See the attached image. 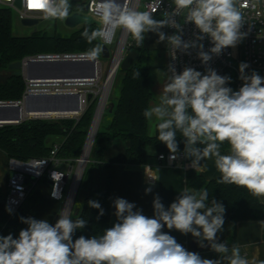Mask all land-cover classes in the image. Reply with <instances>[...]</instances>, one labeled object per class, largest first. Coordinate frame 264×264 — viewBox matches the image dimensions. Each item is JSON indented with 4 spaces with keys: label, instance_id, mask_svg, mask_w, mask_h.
I'll list each match as a JSON object with an SVG mask.
<instances>
[{
    "label": "clouds",
    "instance_id": "1",
    "mask_svg": "<svg viewBox=\"0 0 264 264\" xmlns=\"http://www.w3.org/2000/svg\"><path fill=\"white\" fill-rule=\"evenodd\" d=\"M34 10L43 13L44 19L63 20L69 15V0H25ZM30 7V6H29ZM241 0H172L171 11L157 20L149 11L130 6L129 0H101L96 14L100 27L85 28L81 37L88 43L109 37L116 29L130 34L137 47H143L145 34H157L158 43L167 41L171 59H177V50L187 53L198 48V58L207 65L213 55L225 48L235 47L246 38L241 28L246 22ZM255 7V4H252ZM175 17L192 23L198 29L197 40L210 39L212 47L203 50V44L182 39V26ZM176 29L167 35L161 29ZM102 51L100 43L81 54L82 59L96 60ZM239 79L243 82L238 90L228 85L230 76H222L211 67L205 72L185 67L177 72L173 63L167 66V82L159 102L146 108V120L156 121V139L164 143L176 159L181 153L177 133L183 138L182 155L190 160L189 166L202 172L201 161L214 160L220 173L217 183L245 188L255 197H264V77L255 71L246 72L249 64H239ZM134 72V78L139 77ZM229 146L222 154L224 144ZM202 145L203 147H200ZM157 181L154 176L147 175ZM151 187L145 190L146 194ZM55 198L56 192L52 193ZM210 201V202H209ZM88 206L104 209L96 200ZM153 216L143 214L133 202L115 198V222L102 234L73 239L77 230L86 227L83 218L72 219L66 212L59 214L55 225L47 219L20 217L27 225L16 238L12 234L0 235V264H264L249 261L241 255L240 246L217 241L223 231L225 206L216 199H209L205 188L198 191L185 189L168 207L157 194L153 198ZM98 216V218H99ZM175 230L182 235L191 234L201 248L209 247L220 254L218 259L203 258L198 252L189 251L176 238L165 232ZM207 242V245L206 243Z\"/></svg>",
    "mask_w": 264,
    "mask_h": 264
},
{
    "label": "trees",
    "instance_id": "2",
    "mask_svg": "<svg viewBox=\"0 0 264 264\" xmlns=\"http://www.w3.org/2000/svg\"><path fill=\"white\" fill-rule=\"evenodd\" d=\"M15 17L13 11L0 8V75L9 73L10 65L23 62L27 58L40 55L82 54L95 44L100 43L98 39L90 45L81 37V32L85 28L90 31L99 28L96 24H83L69 36H63L56 30L50 33L47 29H42L27 37H17L13 32ZM134 48L141 47L131 49ZM148 53L143 51L136 63L126 69L118 70V74L122 75L120 96L116 103L111 102L105 112L110 115V121L104 130H98L91 151V162L86 167L80 184V192L85 190L88 194L81 208L77 209L73 216L74 219H86L88 223L84 229L75 232L73 239L81 235L90 238L102 234L110 226L112 191L110 187L106 192L95 188L94 171L96 168L99 170L111 169V165L103 162V155L109 149L113 139L129 141L130 145L124 160L127 165H146L150 150H155L158 153L169 152L166 145L156 139V130L154 135L149 134V121L143 116L144 110L149 108L153 101L151 89L153 80ZM135 71H139V77L134 78ZM226 76L231 77L228 86L232 88V76L229 73ZM26 85L24 77L12 75L7 81L0 84V102L21 101ZM94 103V100L88 103L86 111L78 121L72 119H27L17 125L0 127V151L7 160L16 159L28 162L48 157L52 148L59 145L58 157L73 164L82 155L93 120ZM177 140L182 151L184 143L179 132ZM221 150H229V146L225 143ZM43 179L47 183L49 182L47 175L41 178V180ZM218 179L207 180L200 173L190 169L186 175V185L189 191L207 189L209 199L214 198L225 206V223L223 231L217 234V241L226 243L231 249L232 245L236 244L235 226L241 222L263 220L264 205L258 197L251 195L245 188L220 184L217 183ZM110 181L109 179V183ZM89 200H96L101 204L104 209L103 216H99L98 209L88 206ZM23 207L24 205L11 216L5 204V194L3 195L0 190V235L12 234L16 238L19 231L27 227L20 222V217L31 216L24 211ZM32 217L37 219L36 215ZM189 241H196L191 234H189ZM205 243L207 245V242ZM199 254L201 256L208 254L213 258L216 253L206 246Z\"/></svg>",
    "mask_w": 264,
    "mask_h": 264
},
{
    "label": "built area",
    "instance_id": "3",
    "mask_svg": "<svg viewBox=\"0 0 264 264\" xmlns=\"http://www.w3.org/2000/svg\"><path fill=\"white\" fill-rule=\"evenodd\" d=\"M70 10L69 15L64 18L65 21L68 17L75 13H81L86 17H90L95 22L99 23V16L96 14L97 7L101 0H69ZM123 3V0H119ZM130 6L137 8L140 11H149L153 14L154 18L159 20L164 16L165 11H171L170 4L172 0H129ZM255 7H252V4ZM241 4H248V7L242 8L245 13L246 22L241 28L242 32H246L247 36L242 40L241 53L236 55L231 47L225 48L221 54L213 55L212 59L207 65L202 64L198 58V48H190L187 53L177 50V59L173 61L171 59V52L169 51V45L167 43L165 52L167 56V66L169 63H173L176 67L177 72L182 71L185 67H192L197 71L205 72L207 67H211L216 70L219 75L226 76L229 73L232 76L233 90H238L242 86V81L239 79V64L246 62L249 64V68L246 69L247 73L255 71L260 76L264 77V0H241ZM0 8L9 9L18 15L20 20H37L39 23L52 20L44 19L43 13L34 10L25 2V0H0ZM178 23L181 24L182 30L181 35L184 41H194L197 44H203V50L208 51L212 44L210 39L205 37L202 41L197 40L198 29L192 23H185L182 17H175ZM121 31L119 37V44L122 40H125V47L128 49L137 47L135 41L131 38L130 34L123 29H116L109 37V42L104 43L100 40L103 46H106L109 51L110 47L115 44L116 35L118 31ZM167 35H172L176 32V29L166 27ZM118 44V47H119ZM124 47V49H125ZM39 57H53V58H81V54H66V55H40L37 57L27 58L23 61L26 65L27 61L32 58ZM97 67L100 65V61L97 58ZM168 71V70H167ZM96 78L94 81H82L76 80L73 82L67 81L68 79L58 80H40L30 81L26 80V90L24 97L28 93L34 92H79L81 94L82 106L79 112L71 115L61 116H36L32 119H52L54 117L59 119L73 118L79 120L80 116L86 111L87 108V96L90 91L85 90L82 87L94 85L97 82ZM3 103V102H0ZM89 103V102H88ZM23 122V121H22ZM0 127H2L0 125ZM60 150L59 145H55L50 155L43 159H33L28 162H21L16 159L8 160V169L10 171V177L7 182V189L5 193V204L11 216H13L27 201L28 197L32 193L33 189L38 185V182L44 175H47L48 180L51 184L50 198L51 200L62 203L64 202L62 211H67L68 199L70 191L67 192V186L70 176L73 174V166H69L67 170H64L61 166L66 162L58 157ZM172 154L158 153L156 158L159 162L165 163L169 166H182L187 169H192L189 164L190 160L185 159L181 153L177 154L176 159L171 158ZM67 164V163H66ZM71 190V189H70ZM56 192L57 197H53L52 193ZM70 210V207L68 208ZM74 209V207H73ZM68 210V214L72 216V212ZM59 219V216L57 217Z\"/></svg>",
    "mask_w": 264,
    "mask_h": 264
},
{
    "label": "crops",
    "instance_id": "4",
    "mask_svg": "<svg viewBox=\"0 0 264 264\" xmlns=\"http://www.w3.org/2000/svg\"><path fill=\"white\" fill-rule=\"evenodd\" d=\"M165 33L167 30L165 28ZM151 39L147 44V49L158 48L159 43ZM167 41H164L163 48L165 50ZM128 68V67H127ZM129 141L123 139H113L109 149L103 155V162L111 165V169L94 171V186L103 192H106L109 187L112 191V201L115 198H124L129 202H133L138 209H141L143 214L153 216V198L159 195L165 207H168L174 202L179 193L187 189L186 175L190 169L182 166H169L157 160L158 152L155 150L149 151L147 164L144 166L127 165L124 163ZM229 150H221L222 154H227ZM3 162L6 161V156L0 151ZM204 170L198 172L207 180L220 178V173L215 168L214 160L206 159L201 161ZM194 170V169H193ZM7 169L0 166V190L5 194L7 189L8 178L10 173ZM147 175L154 176L157 181L150 180ZM109 179L111 180L109 183ZM49 185V193L51 184ZM151 187L152 191L146 194L145 190ZM82 204L88 192L82 191ZM264 205V197H258ZM52 202H55L49 199ZM57 203V202H55ZM115 208L112 205L110 226L115 222ZM49 220H53L54 213L48 214ZM58 217V216H57ZM54 218L55 219L57 218ZM53 221V222H54ZM165 232L169 230L165 227ZM174 236L178 243L182 244L190 251L189 234L182 235L180 232L171 230L169 232ZM236 244L240 246L241 255L249 261L264 262V219L261 221L241 222L235 226ZM203 250V248H202ZM200 253V252H199Z\"/></svg>",
    "mask_w": 264,
    "mask_h": 264
},
{
    "label": "water",
    "instance_id": "5",
    "mask_svg": "<svg viewBox=\"0 0 264 264\" xmlns=\"http://www.w3.org/2000/svg\"><path fill=\"white\" fill-rule=\"evenodd\" d=\"M22 24L25 26H35L38 25L39 22L37 20H22ZM83 24H96L93 19L90 17H86L81 13H75L68 17L65 21V26L70 29H76L77 27ZM110 51L106 46L102 47V57L109 58ZM97 59L94 61H89L82 58H53V57H39V58H32L29 59L24 65L23 62H17L9 67V73L0 75V84L2 82L7 81L12 75L24 77L30 81H44V80H58V79H72V80H82V81H94L96 77V71L98 70L97 67ZM120 66V65H119ZM119 66L113 73L112 78V85L114 83L117 71ZM95 73V74H94ZM100 89L97 92H90L87 96V102L93 101L96 96L99 94ZM82 106V99L81 94L79 92H34L28 93L22 102H3L0 103V125H17L20 124L22 121L27 119H32L36 116H42V114L46 113H66L72 112L76 113L81 110ZM99 107V106H98ZM105 109L99 118V123L96 127L95 134L93 136L91 146L89 149V153L87 155V159L84 160V166L81 169V178L79 180V184L77 186L76 194L71 202L70 210L71 211L74 207L76 196L80 187V182L82 180L85 168L87 164L90 162V155L91 151L95 142V138L97 136L101 120L105 113ZM98 108L93 119L90 131L88 132V136L84 145V149L80 159L78 160V170L79 171L83 158L84 153L88 144V140L90 138L91 132L93 130L95 121L97 119ZM61 116V115H58ZM44 117V116H43ZM48 117V116H46ZM75 182V180H74ZM74 185V184H73ZM73 188V186H72ZM72 190V189H71ZM70 190V192H71ZM56 218L53 222L55 225ZM190 251L194 252H201L202 248L197 246L196 241L190 242Z\"/></svg>",
    "mask_w": 264,
    "mask_h": 264
},
{
    "label": "rangeland",
    "instance_id": "6",
    "mask_svg": "<svg viewBox=\"0 0 264 264\" xmlns=\"http://www.w3.org/2000/svg\"><path fill=\"white\" fill-rule=\"evenodd\" d=\"M79 28V27H77ZM165 28L161 29L163 32H165ZM42 29H47L50 33H53L55 30L63 35V36H69L75 29H70L68 27L65 26V19L63 20H59V19H55V20H48V21H44L39 23L38 25L35 26H25L22 24V21L20 20V18L18 17V15H16L15 20H14V24H13V32L14 35L17 37H27L30 36L32 33H34L35 31H39ZM120 33L121 31L119 30L117 32L116 35V40H115V44L113 46L110 47V56L109 58H103L102 55L98 57L99 61H100V67H99V77L97 79V82L94 85H90V86H86V87H82L85 90H88L90 92H97L106 82L108 75L110 74V71L112 69V65L115 59V55H116V51L118 49V40L120 37ZM155 39L152 41H158V36L155 33L152 32H148L145 34V40L143 43V47L141 48H134L131 49L127 47H125L122 55V59H121V63L119 66V69L124 68L126 69L127 67H130L132 64L136 63L138 61V59L140 58L142 52H149V65L151 67V76H152V93H153V101H151L150 103V107L154 106L155 104H157L159 102V97L162 94L163 91V87L165 85V83L167 82V56H166V52L163 48L164 42H160L159 43V47L158 48H148L147 49V44H149L148 42L151 39ZM158 43V42H157ZM241 46H242V41H240L235 47H231V49L233 50V52L236 55H239L241 53ZM131 49V50H130ZM118 69V70H119ZM119 71H117L114 83L112 85V88H110L109 91V95H108V99H107V105H106V109L105 112L108 110V108L110 107L111 102L116 103L119 96H120V90H121V79H122V75L121 73L118 74ZM100 100H102V91L96 96V98L94 99L95 103H94V115H93V119L95 117L97 108L99 106ZM91 103V102H90ZM88 104V102H87ZM81 117V116H80ZM53 120H60L59 118H52ZM68 119H72V120H76L73 118H68ZM78 121V120H76ZM110 121V115L108 113H104L103 118L101 120V128H99L100 130H104L106 128V126L108 125ZM93 122V120H92ZM92 125V123H91ZM156 121L155 118H153L152 121H149V134L152 136L155 134V130H156ZM91 128V127H90ZM90 131V129H89ZM91 157V155H90ZM2 155L0 154V166L3 168L7 169V173H10L9 169H8V160L6 159L5 163L3 162L2 159ZM62 160H64L63 158H61ZM90 159V158H89ZM66 162L64 163L63 166H61L64 170H67L69 168V166H73L74 170H73V174L70 176L69 181H68V186H67V192L70 191V189H72V186L74 184V180L76 179V175H77V170H78V160L76 162H74L73 164L70 163L69 161L65 160ZM91 162V159H90ZM90 162L87 164V166L90 164ZM67 163V164H66ZM86 166V167H87ZM86 169V168H85ZM82 181V180H81ZM1 184V183H0ZM81 184V182H80ZM4 195V193H3ZM82 196L83 193L82 191L80 192V187L76 196V200H75V204H74V209L72 212V219H74V213L77 209L81 208L82 206ZM30 198L27 199V201L24 204V211L29 215V216H33L36 215L37 219H47L49 221V223L53 224L54 218L59 216V214L62 212V208L64 205V202L62 203H55L50 201V193H49V185L46 182L45 179L41 180V182H38V185L33 189L32 193L29 196ZM54 213V218L53 220H49V215ZM203 258H209V259H218L220 258V254H215L212 257H210L208 254H204L202 255ZM223 264H227V261H223Z\"/></svg>",
    "mask_w": 264,
    "mask_h": 264
},
{
    "label": "bare ground",
    "instance_id": "7",
    "mask_svg": "<svg viewBox=\"0 0 264 264\" xmlns=\"http://www.w3.org/2000/svg\"><path fill=\"white\" fill-rule=\"evenodd\" d=\"M124 47H125V40H122L120 42V44H119V47H118L117 51H116L115 59H114L110 74L108 75V78H107L106 82L104 83V85L100 88V92L102 91V100H100V103H99L97 119L95 121V124H94L93 130L91 132L90 138L88 140V144H87V147H86V150H85V153H84V158H83L81 167H80L79 171L77 172L76 179H75L73 188L71 190V193H70V196H69V199H68V207H67V211H66L67 213H68V210H69L68 208L70 207L71 202L73 201V199L75 197L77 186H78L79 180L81 178V169L84 166V163H85L84 160L87 159V155L89 153L91 142H92L93 136L95 134L96 127H97V125L99 123V118H100V116H101V114L103 112V109L106 108L107 99H108L109 91H110L111 84H112V78H113L112 76H113V73L116 70V68L121 63V59L123 57L122 53L124 51ZM99 67H100V65H98V70L96 71V77L97 78L99 77ZM67 81L73 82V81H76V80L68 79ZM71 114H74V113H72V112H66V113L52 112V113L42 114V116H45V117L46 116H52L53 117V116H58V115H71Z\"/></svg>",
    "mask_w": 264,
    "mask_h": 264
},
{
    "label": "snow or ice",
    "instance_id": "8",
    "mask_svg": "<svg viewBox=\"0 0 264 264\" xmlns=\"http://www.w3.org/2000/svg\"><path fill=\"white\" fill-rule=\"evenodd\" d=\"M29 6L31 7V2H30V5Z\"/></svg>",
    "mask_w": 264,
    "mask_h": 264
}]
</instances>
